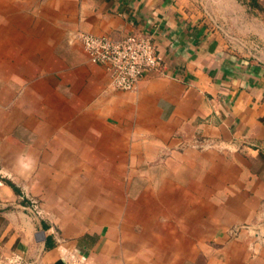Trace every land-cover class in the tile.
Instances as JSON below:
<instances>
[{"label":"crops","instance_id":"1","mask_svg":"<svg viewBox=\"0 0 264 264\" xmlns=\"http://www.w3.org/2000/svg\"><path fill=\"white\" fill-rule=\"evenodd\" d=\"M79 31L151 34L163 68L115 89ZM12 258L264 264V0H0Z\"/></svg>","mask_w":264,"mask_h":264},{"label":"built area","instance_id":"2","mask_svg":"<svg viewBox=\"0 0 264 264\" xmlns=\"http://www.w3.org/2000/svg\"><path fill=\"white\" fill-rule=\"evenodd\" d=\"M92 63L107 71L110 85L121 91H132L147 72H160L163 59L151 34L132 33L120 38L79 31L74 35ZM33 209L37 203L32 199ZM11 262L16 263V258ZM17 264V263H16Z\"/></svg>","mask_w":264,"mask_h":264},{"label":"trees","instance_id":"3","mask_svg":"<svg viewBox=\"0 0 264 264\" xmlns=\"http://www.w3.org/2000/svg\"><path fill=\"white\" fill-rule=\"evenodd\" d=\"M10 185H12L9 181H7ZM12 187L14 188L15 191H17V189L12 185Z\"/></svg>","mask_w":264,"mask_h":264}]
</instances>
